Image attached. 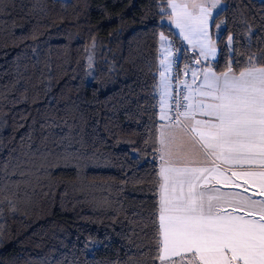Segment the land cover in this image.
Here are the masks:
<instances>
[{
    "label": "trees",
    "instance_id": "16d2710c",
    "mask_svg": "<svg viewBox=\"0 0 264 264\" xmlns=\"http://www.w3.org/2000/svg\"><path fill=\"white\" fill-rule=\"evenodd\" d=\"M220 1L216 37L211 23L213 70L264 67V0ZM6 3L0 14V163L9 164L0 170V264H163L158 135L164 42L179 49L180 73L192 57L163 21L166 1L41 0L42 10L33 0ZM65 153L73 157L69 166L47 176L41 171L40 179L9 174L21 161L17 173L36 172L28 161Z\"/></svg>",
    "mask_w": 264,
    "mask_h": 264
},
{
    "label": "snow or ice",
    "instance_id": "6c2138e0",
    "mask_svg": "<svg viewBox=\"0 0 264 264\" xmlns=\"http://www.w3.org/2000/svg\"><path fill=\"white\" fill-rule=\"evenodd\" d=\"M40 4L41 0H33L35 10H42ZM7 6L6 0H0V14H3L2 9ZM170 7L172 23L180 29L185 39H195L200 45L201 54H206L204 51L206 48L212 51L207 40L209 18L211 17L214 28H219V25L215 23L216 17L212 16L208 9L209 7L215 9L217 5L193 2L187 5L172 3ZM188 8L194 11L190 12ZM196 9L199 11L196 12ZM160 14H165L162 7ZM249 62L251 63V58ZM205 86L208 91H202L201 95H209L212 98L208 105L210 112L206 114L214 116L217 123L196 121V125L205 124V127L200 129L194 142L197 139L202 142L201 146L206 156L223 158L225 162L259 159L264 166V67H252L246 72H241L238 78H229L225 74L223 80L220 77L208 80L206 76ZM176 104L180 106L179 101H176ZM184 116L188 118V113L185 112ZM192 130H196L195 126ZM160 148V158L165 164L161 169L164 183L161 185L163 192L159 227L163 230L164 240L163 255L160 259L163 260L164 256L174 253L183 254L181 264H185V261L186 264H264V201L244 199L242 204L233 206L232 213L223 211L221 201L224 197L218 191L207 200L204 193L194 191L196 182L201 178H207L204 177V173L211 174L214 169L168 167L167 157L171 152V142L163 133ZM72 159L71 153L53 159H49V154H43L39 157L38 163L35 160L28 161L36 172L17 173L16 169L24 163L21 161L9 174H19L21 177L32 175L40 179L41 171L47 176L52 168L69 166ZM8 164V161L0 163V170L7 171ZM170 184L172 186L180 184L181 190L182 186L187 184L188 196L186 198L170 196L168 194ZM212 200L216 203L213 204ZM8 204L9 211L15 213L16 205L11 200ZM241 207L245 212L243 216L238 214ZM2 215L3 208L0 207V217ZM2 240L3 231L0 229V242Z\"/></svg>",
    "mask_w": 264,
    "mask_h": 264
},
{
    "label": "crops",
    "instance_id": "0c3cea01",
    "mask_svg": "<svg viewBox=\"0 0 264 264\" xmlns=\"http://www.w3.org/2000/svg\"><path fill=\"white\" fill-rule=\"evenodd\" d=\"M181 41V40H180ZM166 45L171 44L169 41L165 42ZM181 48L189 51V54L192 55L189 60V64H187L190 70H198L201 76L202 72V64H199L197 48L195 49L194 46L191 44H185L181 41ZM167 49V48H166ZM170 56V54H168ZM217 56V55H216ZM216 58H214L215 60ZM170 60V57H169ZM212 60V61H214ZM211 62V61H210ZM209 62V63H210ZM207 66L210 67V70L213 71V75L210 76V79L214 77H220L223 80L224 75L226 74L229 78H238L241 72H246L251 68L245 69L238 73L232 72L227 70L222 73H217L211 67V63ZM168 64L163 67L162 74L167 70L168 71ZM170 66V65H169ZM186 66V65H185ZM185 66H181V84L184 88V112L181 118V121L178 123H171L169 121V93L170 89L167 90V95H165V87L161 89V112L159 119L161 120L160 127H159V213L161 208V195L163 189L161 185L164 183L163 177L161 176V169L165 166L164 161L161 160V148H160V139L161 134L167 135L171 142V152L170 155L167 157L169 163L168 167L171 168H208L214 169V171L209 173H204L205 178H201V180L197 181L196 188L194 191L196 193H204L205 200L208 199L209 196H215L217 191L219 194L223 195V200L221 203L223 204V211L228 213L233 212V206L237 204H242V200L245 199H254L256 201H264V191H262V185H264V166H262L259 159L255 161H250L247 159H240V160H231L225 162L223 158L217 159L215 156H206L205 151L202 148V142H199L198 139L194 142V138H198V134L201 128L205 127V124L196 125V121H203L207 124H215L217 123L216 119L212 115H208L206 113L210 112L208 105L212 102V98L209 95L197 96L195 97L199 102H192L190 101L189 97L192 95V90H186L184 80H183V69ZM167 68V69H165ZM259 68V67H256ZM192 71H185L187 72V76L190 79L192 76ZM183 75V76H182ZM169 76V73H168ZM170 78V77H169ZM168 78V80H169ZM169 83V81H168ZM167 88V83H163ZM171 88V87H170ZM208 91V89L205 87ZM187 97V99H185ZM188 105H187V104ZM193 112H191V107ZM188 113V118H185L184 113ZM163 117V118H162ZM195 126L196 130L193 131L192 128ZM210 151V150H209ZM194 161V163H193ZM247 187V188H245ZM243 189H246L245 193ZM189 190L187 184L181 185L176 184L169 186V195L172 197L176 196H184L185 198L188 196ZM244 194V195H243ZM212 203L215 204L216 201L212 200ZM239 215H245L243 207L240 208L238 213ZM243 214V215H242ZM158 223L160 224L159 218ZM160 230V238H161V249H160V257L163 255V230L159 227ZM181 255L183 254H174L169 253L167 256H164L163 264H181ZM177 262V263H176ZM186 264V261H185Z\"/></svg>",
    "mask_w": 264,
    "mask_h": 264
},
{
    "label": "rangeland",
    "instance_id": "374dc122",
    "mask_svg": "<svg viewBox=\"0 0 264 264\" xmlns=\"http://www.w3.org/2000/svg\"><path fill=\"white\" fill-rule=\"evenodd\" d=\"M166 1V12L169 14L165 20H163L166 24H168L171 29L173 30V32L175 33V35L181 40L183 41L186 45L187 44H191L192 46H194V48L197 50V54H198V60H199V64L201 65L202 64V70L200 71H204L202 72V75L201 76L198 72V70H190L186 65L183 69V80H184V84H185V87H186V90H189L191 91L192 90V95L189 97L190 101L192 102H199L195 97L197 96H203L204 95H201V92L202 91H207L205 89V77L207 76L208 80H212L210 79V76L213 75V71L210 70V67L207 66V64L212 60H214V58H216V55H217V48H216V45H215V38L218 34V31L221 29V24H217L219 25V28H215L214 29V37H212V31H211V23H212V19L211 17L209 18V22H208V35H207V40L209 41V48L213 49L212 51H209L208 48H206L204 51L206 54H201V48H200V45L197 43V41L195 39H191V40H187L185 39L184 35H182L180 33V29L176 28L175 24L172 23V20H171V14H172V8L170 7V4L172 3H175L177 5H187V4H191L193 2H196V3H200V4H204V5H210L212 3H215L217 5V8L213 9L211 7H209V12L212 14V16H215L218 11L221 9L222 7V3L220 0H165ZM188 11H194L193 9L191 8H188ZM196 12H198L199 10L196 9L195 10ZM164 35H160V37H163ZM162 41V39L160 40ZM227 43L229 44L230 43V40L228 39L227 40ZM164 45H165V50L162 51V59L160 60V76H159V85L161 87V89L165 87V85L163 86L162 84L163 83H167V90L170 89V93H169V101H170V106H169V121H170V109H171V106H172V86H173V79H172V75H171V60L174 56L173 53H171L172 51H170L171 49V46L168 47L166 45V43L164 42ZM161 46H160V50H161ZM167 48V49H166ZM172 50V49H171ZM179 50V49H178ZM168 52L170 54V56L168 55ZM189 52V51H188ZM169 57H170V60H169ZM210 62V63H211ZM209 63V65H210ZM168 64V71L166 70L163 74V67H165V65ZM91 60L88 58L87 59V66H88V76L89 78L91 77V74H92V70H91ZM170 65V66H169ZM167 69V68H165ZM185 71H192V76H190V79H188L189 77L187 76V72ZM168 73H169V76H168ZM170 77V78H169ZM169 78V80H168ZM169 81V83H168ZM181 83V82H180ZM169 87V89H168ZM171 87V88H170ZM187 104V103H186ZM188 105V104H187ZM191 108V112H193L192 110V106L190 107ZM247 188V187H245ZM246 189H243V192L245 193ZM244 195V194H243ZM245 199V198H244ZM243 215V214H242ZM163 262V260H161ZM177 263V262H176Z\"/></svg>",
    "mask_w": 264,
    "mask_h": 264
},
{
    "label": "built area",
    "instance_id": "2783aa9c",
    "mask_svg": "<svg viewBox=\"0 0 264 264\" xmlns=\"http://www.w3.org/2000/svg\"><path fill=\"white\" fill-rule=\"evenodd\" d=\"M172 49V50H171ZM170 51L174 54L171 60V75L173 79V86H172V106L170 109V122L171 123H178L181 121L183 112H184V88L181 82V75L179 70V63H180V53L179 50L171 45ZM176 101L180 102V106H177Z\"/></svg>",
    "mask_w": 264,
    "mask_h": 264
}]
</instances>
